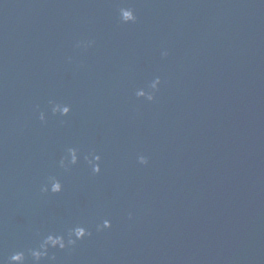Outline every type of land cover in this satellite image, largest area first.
<instances>
[{
    "label": "water",
    "instance_id": "obj_1",
    "mask_svg": "<svg viewBox=\"0 0 264 264\" xmlns=\"http://www.w3.org/2000/svg\"><path fill=\"white\" fill-rule=\"evenodd\" d=\"M263 11L264 0H0V264L75 225L92 235L52 249L55 264H228ZM156 77L153 101L135 95ZM69 147L80 159L65 170ZM50 176L61 192H41Z\"/></svg>",
    "mask_w": 264,
    "mask_h": 264
},
{
    "label": "clouds",
    "instance_id": "obj_2",
    "mask_svg": "<svg viewBox=\"0 0 264 264\" xmlns=\"http://www.w3.org/2000/svg\"><path fill=\"white\" fill-rule=\"evenodd\" d=\"M119 19L121 22L135 23L137 17L133 8L131 7H120L119 8ZM90 43V42H89ZM89 43L78 42L76 47H88ZM162 55L166 56L167 52H163ZM160 78L156 77L149 85V90L138 89L135 93L137 97H143L148 101L155 99V93L158 91L160 84ZM51 105V113L53 115L59 114L60 116H68L71 111V107L67 104L57 103L49 101ZM39 119L44 121L46 119L45 113L40 112ZM80 154L77 148L69 147L66 149V153L59 160V166L68 170L72 165H76L79 162ZM140 164H147L148 159L144 155L137 157ZM84 160L87 162L93 174H99L101 172V156L95 153H89L84 156ZM63 190V185L59 179L55 176H50L48 182L41 187V192H51L53 194L59 193ZM112 224L109 219H104L101 224L96 226L97 231H103L104 229L111 228ZM92 233L88 231L84 226L75 225L68 229L66 233H48L39 239L38 244L35 247L29 248L26 251H14L8 257V264H26L28 258H31L32 264H55L56 256L50 254L52 249L65 250L67 248L75 247L78 241L83 240L85 237L91 236Z\"/></svg>",
    "mask_w": 264,
    "mask_h": 264
}]
</instances>
